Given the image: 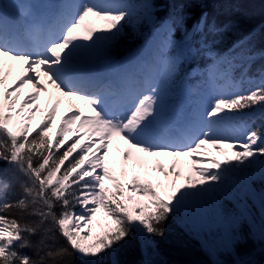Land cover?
<instances>
[{
  "label": "snow or ice",
  "instance_id": "snow-or-ice-1",
  "mask_svg": "<svg viewBox=\"0 0 264 264\" xmlns=\"http://www.w3.org/2000/svg\"><path fill=\"white\" fill-rule=\"evenodd\" d=\"M140 7L138 19L151 21L149 6ZM9 8L16 5L0 4V264H73L76 258L84 264H103L133 230L147 248L150 237L164 234L162 225L169 215L184 209L190 198L221 192L220 185L231 171L245 173L244 180L231 194L224 193L222 202H214L208 226H229L226 242L236 243L240 237L234 225L248 214L247 203L241 202L251 199L259 205L264 236V131L253 127L257 112L264 119V71L258 80L242 78L239 82L224 73L220 78L225 84L216 87L217 94L206 107L174 130L163 118L161 83L151 75L135 86L91 90H84L76 75V59L100 41L114 39L133 15L129 6L66 0L46 15L26 10L23 15L31 17L32 23L24 28H9ZM190 19L183 14L159 22L162 53L174 48L191 53L194 38L200 35L198 43L214 59L219 57L229 67L236 61L241 67L250 62V50L242 47L243 42L226 54L213 51L223 44L224 31L208 24L206 15L189 29ZM175 32L182 35L181 43L172 39ZM178 59L164 56L160 61L166 76L177 72ZM17 67L19 75L8 85ZM42 77L54 92H49ZM216 78L213 72L212 79ZM245 82L255 86L242 89ZM24 85L31 91L14 111ZM40 92L48 93L50 107L32 127L29 122L40 109L35 103ZM61 98L83 107L70 108L53 129ZM28 105L34 106L25 113ZM206 145L226 149L224 159L204 157ZM157 157L174 160L165 170L151 159ZM182 157L198 178L186 176L177 187V164ZM205 160L208 167H196ZM250 168L256 170L247 173ZM153 170L164 176L155 186L140 175ZM10 174L22 192L13 201L5 198ZM169 176L173 177L168 182L172 191L165 198L156 188L166 189ZM253 181L261 184L260 191L251 187ZM98 213L109 223L101 224ZM17 215L34 219L21 220ZM93 221L103 229L96 236L91 235ZM56 234L65 241L63 245H56ZM37 235L40 238L33 241L31 237ZM22 249H31L35 258Z\"/></svg>",
  "mask_w": 264,
  "mask_h": 264
},
{
  "label": "rangeland",
  "instance_id": "rangeland-1",
  "mask_svg": "<svg viewBox=\"0 0 264 264\" xmlns=\"http://www.w3.org/2000/svg\"><path fill=\"white\" fill-rule=\"evenodd\" d=\"M7 1L16 5L15 9H11L13 15H8L12 23L16 25L15 28H22V25H24V27L26 26L27 20L23 15L26 10L31 9L34 13L39 14L43 7V0H0V4H7ZM79 2L86 3L89 2V0H79ZM91 2L98 4L114 3L129 6V10L133 12V15L130 17V20L126 22L134 27L145 20L143 18L138 19V17L142 15L140 6L144 4L149 6L152 20L145 21L150 26L151 35L145 40L144 47L139 52L133 53L132 56L126 57L122 60L108 58L106 45L112 40L110 39L108 41H100L93 48L85 50L78 59L84 62L85 68L91 70L94 74L98 73L101 69H105L107 72L104 76L110 81L118 80L122 75L125 77L127 73L134 74L135 72L136 74L140 71V68L148 69L146 76L151 75L161 83L163 118L168 127L176 130L177 128L179 129L186 125L189 120L201 111L203 107H206L211 98L217 94L216 87L225 84V80L220 77L224 73H227V70L220 71L214 64L209 65L205 69H200L199 67L194 68L191 77L189 78L185 75L182 76V66L185 68L197 52L195 44L197 36L194 38L191 53L185 52L183 48H174L168 50L166 53H162L160 48L162 37L158 34L160 32V25L154 21L155 10L157 8L151 3V0H91ZM23 3L26 6L25 10L23 9ZM17 5L19 7H17ZM22 17H24V19L20 20ZM96 23L99 24L100 22ZM121 30L122 27L120 31ZM172 39L177 43H181L183 38L182 35L180 37H175L173 35ZM164 56L179 57L177 60V72L171 77L165 75L163 64L160 63ZM125 59H127V62L129 63L126 68L127 70L123 72L120 69V65ZM111 70L112 72L109 74ZM213 72L217 74L215 80L212 79ZM13 77L15 76L12 74L11 77H9V80H12ZM229 78L232 82H239V80H233L231 76H229ZM49 87L52 89L51 85H49ZM52 91L54 92L53 89ZM171 100L178 101V106L172 110L173 114L168 115L170 105L172 104ZM19 103L20 101L18 99L17 104L14 106V111L15 108L19 106ZM48 107H50V102H48ZM48 107H45L43 110L39 109V111L33 113L32 120L29 122L30 126L35 127V125L43 119ZM69 109L70 105L61 102L57 107L56 115L52 122L53 129L59 124L60 117L68 112ZM63 110L65 111L64 114L62 113ZM28 111L29 109L26 106L25 113ZM84 114H88L86 110ZM69 127L75 128V125H69ZM225 134L227 135L228 133ZM205 147L206 152L210 153L207 154V157H212L217 160L224 159V153L227 151L226 149L217 150L213 149L210 145H206ZM151 159L162 164L165 170L168 169L169 165L162 158ZM233 163L235 162L233 161ZM203 164L202 167H208L206 161H204ZM223 167L224 165L222 164V168ZM210 170L218 171L216 169ZM255 170V168H250L247 169L246 172L252 173ZM136 171L138 173L140 172L139 169ZM140 175L142 180L150 181L155 186L154 178L163 174L153 170L148 175H144L143 173H140ZM244 177L245 173L240 171H231L227 173L224 184L220 185L222 191L213 192L208 196H205L202 200V205L205 206V208H202L199 203L197 204L199 210H201L199 215L193 214L189 210L190 208L186 206L179 213H176L178 220H175V218L174 221L169 224V228L164 230L162 236L150 237L151 245L147 248L142 246L140 236L134 230L130 231L129 235L125 238L129 240V242L125 243L122 249V254L125 255L124 260L127 258V261L131 262V264H144L145 260L150 261L151 264H187L194 261L195 263L200 262V264H225L227 262L235 261L237 259L235 251L238 246H236V243H227L225 239L231 232V228L227 225L208 226V224L211 216L210 209L214 202H222L224 200V193L231 194L235 191L239 184L244 180ZM178 178L175 179L177 180ZM193 178L198 177L195 175ZM172 179L173 177H171V180ZM251 187L256 191H260L262 188L258 181H253ZM156 191L160 193V190H157V188ZM139 198L144 199V197ZM241 203H247L248 214L246 219H237L236 224L234 225L238 231L240 239L243 240V238H249L250 242H253L252 244L263 246L264 236H262L261 231L258 203L253 205L251 199L242 201ZM229 204L234 207L231 202H229ZM79 210L80 209H77V211ZM97 220H99L101 224L109 223L106 218L103 217L102 213H98ZM92 227V236H96L103 231L102 227L98 225L96 221H93ZM83 231L84 230L82 229V232ZM121 242L116 246L115 254L120 252ZM113 260L116 262L117 258L110 254L104 258L103 264H113Z\"/></svg>",
  "mask_w": 264,
  "mask_h": 264
},
{
  "label": "trees",
  "instance_id": "trees-1",
  "mask_svg": "<svg viewBox=\"0 0 264 264\" xmlns=\"http://www.w3.org/2000/svg\"><path fill=\"white\" fill-rule=\"evenodd\" d=\"M151 3L157 8L155 10V23L165 21V19L176 18L183 14H187L191 17L187 21L189 29L191 25L198 20L202 15L207 16L208 24H215L218 28L224 31V42L218 48L213 51L226 54L237 42H243L242 47L249 51V55L252 57L249 63L240 66V62H234L232 67L220 62V58L215 59L208 55L206 50H203L202 44L198 43L202 39L200 35L196 38L197 52L194 54L192 60L185 68L182 66V75L191 77L190 73L193 68L199 67L205 69L209 65H216L218 70H227V74L232 77L233 80H241L242 78L247 81L249 79L258 80L259 75L264 71V0H151ZM150 26L145 20L136 27L123 22L122 30L119 34L110 41L107 47L108 58L121 59L123 56L132 54L134 51L140 50L144 44V41L150 36ZM207 30V29H206ZM175 37H180L179 32L174 33ZM210 41L211 35L207 36ZM239 51V49H237ZM254 84L247 82L242 84V89L254 87ZM177 101L172 100L171 108H174ZM172 111V109L169 111ZM260 113H256L255 123L253 127L261 128L264 131V119L259 118ZM2 163V162H0ZM8 179L11 181V174ZM22 195L19 183L11 181L10 187L5 193V198L8 201L19 199ZM77 209L79 207L77 206ZM15 214V213H13ZM17 219H34L26 218L17 215ZM176 218V219H175ZM176 214L169 215L168 219L164 221L162 227L169 228V224L177 219ZM47 226V225H46ZM40 235H43L41 232ZM40 238L39 235L32 236L31 239L36 241ZM120 245V252L114 254L117 258L116 264H131L124 260L122 249L124 244L129 240L124 239ZM53 243V241H48ZM55 243L57 246L63 245L65 241L59 234H56ZM250 242L249 238L239 239L236 242V260L233 262H227L225 264H264V245H254ZM255 243V242H254ZM25 254L34 257V253L31 249H22ZM71 259V258H69ZM203 259V258H202ZM205 260V259H203ZM194 262L187 264H194ZM73 264H84L79 258L73 261ZM185 264V263H180ZM195 264H200L196 262Z\"/></svg>",
  "mask_w": 264,
  "mask_h": 264
},
{
  "label": "bare ground",
  "instance_id": "bare-ground-1",
  "mask_svg": "<svg viewBox=\"0 0 264 264\" xmlns=\"http://www.w3.org/2000/svg\"><path fill=\"white\" fill-rule=\"evenodd\" d=\"M66 2V0H51V1H44L42 4H44V7L42 12H40V15H46L50 12H54L56 11L57 7L59 5H62ZM7 4H11L9 1H7ZM17 7H19L17 5ZM26 6H23V9ZM21 8V6H20ZM12 8H10L8 15H13L12 13ZM24 19V17L20 18V20ZM26 27L32 23V18L31 17H27L26 18ZM7 24L9 26V28H15L16 25L12 23L10 17L8 16L7 19ZM126 63L127 61H123L122 65H121V70H126ZM84 62H82L80 59H76V61L74 62V68L76 69V75L78 76V79L80 80L81 84L84 87V90H91L92 88H96V87H100V86H104V88L110 87L113 84V81H111V83H107L105 81H110L109 79H107V77H105L104 75L106 74V70L105 69H101L98 71V73L94 74L91 72V70H87L84 66ZM123 71V72H124ZM147 71V70H146ZM112 70L110 71L109 74H111ZM12 74L15 76L13 77L12 80H9L8 85H11L13 80L19 75V68L17 67L16 69L13 70ZM144 71H140L138 72V74L135 75H131L130 77L127 76L126 78H124L125 80H127V82H124V80L119 81L117 83V86H124L125 84L129 85V86H135L137 85V83L139 81H142L146 76ZM41 81L45 83V86L48 88L49 92H53L52 89L49 87V85L44 81V78H41ZM31 91V88L29 85H24L23 88L20 90V98L19 101H22L24 99V97L26 96L27 93H29ZM48 96V93L45 92H40L39 94V100L36 101L35 103L39 104L40 109L43 110L45 107H48V102H46V98ZM61 101L63 102V104H66V99L65 98H61ZM34 105H29L27 106L28 109H30L31 107H33ZM79 106V105H76ZM73 111L75 110V108H71ZM63 114L65 113V111L63 110L62 112ZM182 128V127H181ZM180 129V128H179ZM121 147H123L122 143L120 145ZM207 154H210L208 152L204 153V157H207ZM162 158L168 165H170L174 158L173 157H157L155 159H160ZM203 159V157H198ZM206 161V160H205ZM204 164L203 162L201 164L196 165V167H202ZM191 168V164L190 162L187 160V158H179V163L177 164V170L180 172L181 176H179V178L176 180V186H180L183 182H184V178L186 176H195V172H190L189 169ZM164 180V176H157L156 178H154V182H156V180ZM169 181H171V177H168V181H166L165 183L168 184V187L164 190L157 188V190H160V193L162 196H164L165 198L167 197V193L172 191V187L170 185V183H168ZM199 187V185L197 186ZM204 197H194V198H190V201L188 203V207L190 208L189 210L195 214V215H199L201 210H199V207L197 206V204L199 203L202 208H205V206L202 205V200Z\"/></svg>",
  "mask_w": 264,
  "mask_h": 264
}]
</instances>
